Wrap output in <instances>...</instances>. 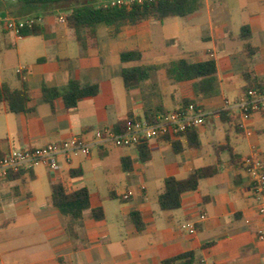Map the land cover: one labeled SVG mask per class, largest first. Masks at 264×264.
<instances>
[{"label": "crops", "instance_id": "0c3cea01", "mask_svg": "<svg viewBox=\"0 0 264 264\" xmlns=\"http://www.w3.org/2000/svg\"><path fill=\"white\" fill-rule=\"evenodd\" d=\"M0 1L6 14H14L8 0ZM110 1L72 0L70 8L35 13L43 18L37 36L19 38L0 29V86L21 89L26 84L31 95L25 113H12L7 102L0 103V158L11 149L60 144L73 137L92 142L97 130L117 131L121 122L146 118L147 112L175 111L186 100L205 112V124L197 129L201 148H188L182 136L154 140L147 145L152 160L143 163L138 147L106 144L92 147L88 157L60 158L55 170L39 164L16 178L14 173L0 178V264H162L190 253V263L177 264H264V242L257 235L264 224L250 178L223 149L231 147L241 163L253 155L264 161V111L243 130L226 108L227 101L237 103L246 93V73L264 81V0H203L186 18L149 19L125 26L115 36L111 27L100 24L96 41L83 49L75 30L61 23L60 16L67 17L73 6L101 7ZM244 27L250 30L248 39L242 38L248 34L242 33ZM129 51L141 52L142 61L123 64L121 54ZM181 59L214 60L220 94L199 100L192 82L170 83L163 71L143 86L126 89L123 68ZM72 80L96 85L100 94L81 100L74 110L61 98L54 107L44 102V86L64 88ZM223 111L229 115L225 119ZM175 141L184 148L179 153ZM208 166H215L217 174L184 194L180 209L160 208L166 179L183 180ZM56 183L68 193L84 188L90 193L91 208L76 226V239L52 204ZM94 209H102L104 219L95 220ZM133 212L142 218L141 231ZM187 223L195 225V235L182 230Z\"/></svg>", "mask_w": 264, "mask_h": 264}, {"label": "trees", "instance_id": "16d2710c", "mask_svg": "<svg viewBox=\"0 0 264 264\" xmlns=\"http://www.w3.org/2000/svg\"><path fill=\"white\" fill-rule=\"evenodd\" d=\"M90 2L92 0H85ZM72 0H14L8 3V10H14L15 16H34L41 11L64 10L70 8ZM203 5V0H160L157 2H148L141 5L135 4L131 9L118 7H103L95 4H85L83 6L71 7V12L67 16V24L74 29L80 46L87 50L91 43L97 39V26L105 24L113 29V35H118L125 26H134L149 19L164 21L168 18H186L197 12ZM6 9L0 1V15H5ZM42 17V16H35ZM242 38L248 39L251 36L248 27H244ZM41 33L39 26L31 30L21 32L22 37L37 36ZM249 51L250 47L246 46ZM250 52V51H249ZM253 53V52H252ZM252 53H249L252 55ZM143 55L139 51H129L121 54V62L129 64L142 61ZM163 71L167 80L173 84L183 82H192V89L197 99L204 100L216 97L220 94V81L217 76V67L214 60H208L200 63H193L187 59H181L170 63L159 65H141L123 68L121 76L126 89L143 86L151 81L157 72ZM247 86L244 92L253 88L264 87V81H258L251 74L244 75ZM100 94V88L96 85L81 83L72 80L66 87H43V100L45 103L54 107L56 99L61 98L68 110H74L78 107L81 100L89 97H96ZM31 100L30 92L26 84L21 89H12L9 85L0 86V103L5 101L12 113L28 112V103ZM200 107L195 101H183L182 107L188 105ZM158 112H147L146 119L153 122ZM223 119L229 116L228 112H220ZM229 122L234 118L228 117ZM126 121L117 126V131H121ZM198 128L188 130L182 137L187 138V147L190 149H200L201 140ZM174 151L181 152L184 148L180 141L173 142ZM223 149L231 153L235 164H242L240 158L234 150L226 146ZM139 155L143 163H149L152 160L151 152L147 145L138 147ZM126 162L125 160L123 161ZM130 170V168H126ZM217 174L215 166L202 167L197 169L186 179L178 180L168 178L164 182L163 191L159 197V205L163 211L178 210L182 206V196L188 192L196 191L200 182ZM20 174H14L16 178ZM52 204L62 214L66 222V230L72 239L77 238L76 226L83 220L84 213L90 210V193L84 188L78 191L68 193L61 183L52 186ZM95 220L104 219L105 215L102 209L92 210ZM132 220L139 231L143 230L144 223L138 212L131 214ZM193 254L180 255L171 259L164 260L162 264H177L181 260L190 263Z\"/></svg>", "mask_w": 264, "mask_h": 264}, {"label": "built area", "instance_id": "2783aa9c", "mask_svg": "<svg viewBox=\"0 0 264 264\" xmlns=\"http://www.w3.org/2000/svg\"><path fill=\"white\" fill-rule=\"evenodd\" d=\"M160 0H111L103 7H118L131 9L133 5H141ZM61 23H67L66 16H60ZM42 17H18L12 14L0 15V29L15 34L21 38V32L31 30L41 25ZM226 108L233 111L238 119L240 129H246V123L257 113L264 111V87L253 88L247 91L241 100L231 104L226 102ZM205 124V112L193 104L179 108L175 111L160 114L151 122L145 117L130 118L126 121L121 131L109 129L97 130L92 142H85L78 137H73L60 144H49L25 150L11 149L0 158V178L7 177L10 173L20 174L31 171L39 164H46L51 169H58L59 159L70 161L71 157L84 155L90 156L92 147L111 144L119 148L139 147L148 145L154 140H174L181 137L188 130L199 128ZM250 135L251 132L248 131ZM242 166L251 181V191L257 203L258 215L264 224V161L259 156L253 155L243 159ZM129 194L123 196L129 199ZM206 218L201 216V220ZM182 230L191 235L197 233L194 224L182 225ZM258 239L264 242V230H258Z\"/></svg>", "mask_w": 264, "mask_h": 264}, {"label": "rangeland", "instance_id": "374dc122", "mask_svg": "<svg viewBox=\"0 0 264 264\" xmlns=\"http://www.w3.org/2000/svg\"><path fill=\"white\" fill-rule=\"evenodd\" d=\"M10 1H12V0H8V2H10ZM209 160V159H208Z\"/></svg>", "mask_w": 264, "mask_h": 264}]
</instances>
